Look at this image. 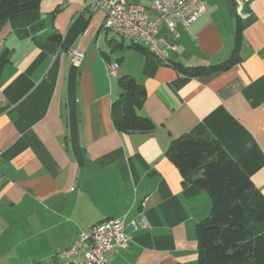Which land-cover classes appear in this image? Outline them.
I'll return each instance as SVG.
<instances>
[{
    "label": "crops",
    "instance_id": "0c3cea01",
    "mask_svg": "<svg viewBox=\"0 0 264 264\" xmlns=\"http://www.w3.org/2000/svg\"><path fill=\"white\" fill-rule=\"evenodd\" d=\"M152 1L130 0L150 15ZM200 1L203 15L168 35L177 48L164 64L105 29L86 0H40L0 20V264H77L57 253L110 218L125 219L131 240L107 264H196L195 225L211 200L165 151L200 125L264 195V0ZM237 44L224 70L191 76L170 64H216ZM124 75L145 89L137 112L150 132L114 126ZM140 211L149 226L134 229Z\"/></svg>",
    "mask_w": 264,
    "mask_h": 264
},
{
    "label": "trees",
    "instance_id": "16d2710c",
    "mask_svg": "<svg viewBox=\"0 0 264 264\" xmlns=\"http://www.w3.org/2000/svg\"><path fill=\"white\" fill-rule=\"evenodd\" d=\"M39 2L0 0V20L36 9ZM50 39L59 43L61 37L52 33ZM237 46L216 64H170L191 76L224 70L238 61ZM118 83L120 94L111 104L115 128L122 132L152 131L153 121L137 112L145 99L144 87L126 75L118 78ZM165 155L178 168L183 181L204 190L211 200L208 215L195 225L199 251L196 264H264V195L220 143L200 125L173 138Z\"/></svg>",
    "mask_w": 264,
    "mask_h": 264
},
{
    "label": "built area",
    "instance_id": "2783aa9c",
    "mask_svg": "<svg viewBox=\"0 0 264 264\" xmlns=\"http://www.w3.org/2000/svg\"><path fill=\"white\" fill-rule=\"evenodd\" d=\"M90 11L100 9L104 13V28L131 44L144 46L160 63H168V54L175 51L177 45L167 41L168 35L179 36L181 29L198 19L205 12L200 0H153L150 5L152 15L142 6L130 0H86ZM165 27L166 34L160 29ZM73 64L78 65L83 53L76 49L69 51ZM118 62L106 63L109 77H116ZM124 218L106 219L87 232L79 231L74 242L57 256L72 258L77 264H107V253L129 244L131 237L124 230L127 225ZM134 228H147L149 223L143 211L138 220H131Z\"/></svg>",
    "mask_w": 264,
    "mask_h": 264
},
{
    "label": "rangeland",
    "instance_id": "374dc122",
    "mask_svg": "<svg viewBox=\"0 0 264 264\" xmlns=\"http://www.w3.org/2000/svg\"><path fill=\"white\" fill-rule=\"evenodd\" d=\"M126 42H128V41L126 40Z\"/></svg>",
    "mask_w": 264,
    "mask_h": 264
}]
</instances>
